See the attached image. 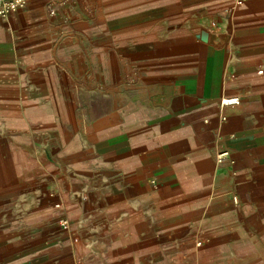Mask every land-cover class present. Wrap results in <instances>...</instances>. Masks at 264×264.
Listing matches in <instances>:
<instances>
[{
    "label": "crops",
    "instance_id": "1",
    "mask_svg": "<svg viewBox=\"0 0 264 264\" xmlns=\"http://www.w3.org/2000/svg\"><path fill=\"white\" fill-rule=\"evenodd\" d=\"M0 264H264V0L0 19Z\"/></svg>",
    "mask_w": 264,
    "mask_h": 264
},
{
    "label": "built area",
    "instance_id": "2",
    "mask_svg": "<svg viewBox=\"0 0 264 264\" xmlns=\"http://www.w3.org/2000/svg\"><path fill=\"white\" fill-rule=\"evenodd\" d=\"M27 0H0V19L6 18L10 13L23 8L26 5ZM236 6L242 5L244 0H232ZM238 97H223L219 100L220 106H226L238 103ZM227 155V151H221L218 155V159ZM62 226H66V221H62Z\"/></svg>",
    "mask_w": 264,
    "mask_h": 264
}]
</instances>
